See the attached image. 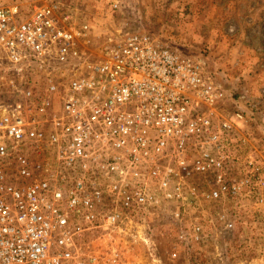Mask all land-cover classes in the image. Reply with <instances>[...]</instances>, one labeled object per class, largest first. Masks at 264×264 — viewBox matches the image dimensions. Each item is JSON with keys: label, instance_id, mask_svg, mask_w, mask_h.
Here are the masks:
<instances>
[{"label": "built area", "instance_id": "1", "mask_svg": "<svg viewBox=\"0 0 264 264\" xmlns=\"http://www.w3.org/2000/svg\"><path fill=\"white\" fill-rule=\"evenodd\" d=\"M120 3L109 0L113 14ZM244 107L247 93L147 32L99 29L61 0L26 13L0 0V264H123L121 241L140 237L158 196L256 194L264 160L235 134ZM178 238L203 241L202 224Z\"/></svg>", "mask_w": 264, "mask_h": 264}, {"label": "rangeland", "instance_id": "2", "mask_svg": "<svg viewBox=\"0 0 264 264\" xmlns=\"http://www.w3.org/2000/svg\"><path fill=\"white\" fill-rule=\"evenodd\" d=\"M34 0H9L21 4L23 12ZM94 21L99 29L113 22L144 31L174 51L200 60L207 71L231 93L245 92L253 107L244 108L247 127L235 134H247L248 151L264 160V0H120V9H109V0H61ZM234 104L226 101L224 111ZM244 152H242V155ZM240 163L229 169L237 175ZM200 187L202 179L192 180ZM151 209L148 227L139 228L140 237L125 236L123 264H264V177L256 194L224 197L217 201L162 200ZM181 208L178 211L177 208ZM201 223L205 238L187 240L193 223ZM233 223L230 229L223 223ZM153 242L157 263L148 256ZM171 251L177 257H168Z\"/></svg>", "mask_w": 264, "mask_h": 264}, {"label": "trees", "instance_id": "3", "mask_svg": "<svg viewBox=\"0 0 264 264\" xmlns=\"http://www.w3.org/2000/svg\"><path fill=\"white\" fill-rule=\"evenodd\" d=\"M244 108H246V107H244Z\"/></svg>", "mask_w": 264, "mask_h": 264}]
</instances>
